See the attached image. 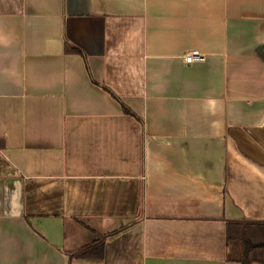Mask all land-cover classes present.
Segmentation results:
<instances>
[{"label":"crops","instance_id":"1","mask_svg":"<svg viewBox=\"0 0 264 264\" xmlns=\"http://www.w3.org/2000/svg\"><path fill=\"white\" fill-rule=\"evenodd\" d=\"M230 221L264 222V0H0V264H264Z\"/></svg>","mask_w":264,"mask_h":264},{"label":"trees","instance_id":"2","mask_svg":"<svg viewBox=\"0 0 264 264\" xmlns=\"http://www.w3.org/2000/svg\"><path fill=\"white\" fill-rule=\"evenodd\" d=\"M261 231V234H258V231ZM260 235V236H258ZM258 238H263L258 240ZM233 240H242L245 243L247 248L246 255L244 256L246 259L250 261L257 258V256L251 255V247L256 246V241L261 242L264 241V222H255V221H230L228 226V241L231 242ZM105 238H99L91 244L85 245L78 252H76L77 257L94 256V257H102L104 253L105 246ZM255 243V244H254ZM250 253V254H249ZM264 260V257L261 259ZM249 264V263H248Z\"/></svg>","mask_w":264,"mask_h":264},{"label":"built area","instance_id":"3","mask_svg":"<svg viewBox=\"0 0 264 264\" xmlns=\"http://www.w3.org/2000/svg\"><path fill=\"white\" fill-rule=\"evenodd\" d=\"M183 58L186 62H194L196 60L205 59V55L198 49H192L183 54Z\"/></svg>","mask_w":264,"mask_h":264}]
</instances>
